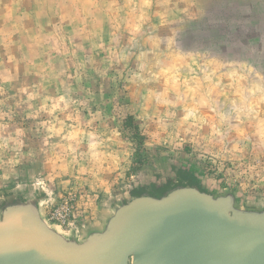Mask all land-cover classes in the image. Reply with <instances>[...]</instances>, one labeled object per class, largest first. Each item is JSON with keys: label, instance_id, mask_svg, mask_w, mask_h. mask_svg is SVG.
I'll use <instances>...</instances> for the list:
<instances>
[{"label": "rangeland", "instance_id": "1", "mask_svg": "<svg viewBox=\"0 0 264 264\" xmlns=\"http://www.w3.org/2000/svg\"><path fill=\"white\" fill-rule=\"evenodd\" d=\"M181 175L264 207V0H0V209L82 238Z\"/></svg>", "mask_w": 264, "mask_h": 264}, {"label": "water", "instance_id": "2", "mask_svg": "<svg viewBox=\"0 0 264 264\" xmlns=\"http://www.w3.org/2000/svg\"><path fill=\"white\" fill-rule=\"evenodd\" d=\"M43 199L0 209V264H264V207L242 206L231 189L129 194L82 238L53 226Z\"/></svg>", "mask_w": 264, "mask_h": 264}, {"label": "built area", "instance_id": "3", "mask_svg": "<svg viewBox=\"0 0 264 264\" xmlns=\"http://www.w3.org/2000/svg\"><path fill=\"white\" fill-rule=\"evenodd\" d=\"M47 219H49V222L56 224L60 228L66 229L67 232L79 235V228L72 218V211L68 204H64L62 207L55 210Z\"/></svg>", "mask_w": 264, "mask_h": 264}, {"label": "trees", "instance_id": "4", "mask_svg": "<svg viewBox=\"0 0 264 264\" xmlns=\"http://www.w3.org/2000/svg\"><path fill=\"white\" fill-rule=\"evenodd\" d=\"M132 124H133L132 123V116H128V126L129 125H132ZM179 180H180L179 181V184H181V185H195V183H193L192 181H190V179H188V177H186V176H183L182 177V175H181ZM199 188L201 189V187H199Z\"/></svg>", "mask_w": 264, "mask_h": 264}, {"label": "flooded vegetation", "instance_id": "5", "mask_svg": "<svg viewBox=\"0 0 264 264\" xmlns=\"http://www.w3.org/2000/svg\"><path fill=\"white\" fill-rule=\"evenodd\" d=\"M162 188L160 189H155V188H150L148 191L153 194V195H160L159 191H161ZM163 193V192H162ZM136 194H141V192H136Z\"/></svg>", "mask_w": 264, "mask_h": 264}]
</instances>
